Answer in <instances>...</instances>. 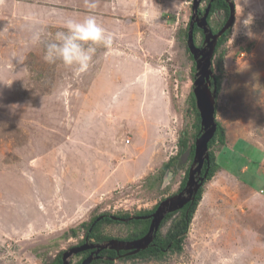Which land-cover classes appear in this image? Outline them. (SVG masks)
Returning a JSON list of instances; mask_svg holds the SVG:
<instances>
[{
  "label": "rangeland",
  "instance_id": "rangeland-1",
  "mask_svg": "<svg viewBox=\"0 0 264 264\" xmlns=\"http://www.w3.org/2000/svg\"><path fill=\"white\" fill-rule=\"evenodd\" d=\"M78 1L0 0V264L53 263L61 251L83 240L95 215L153 209L175 194L192 162L187 153H179V141L183 137L188 145L195 143L197 131L192 97L196 65L184 35L194 0ZM234 2L236 21L213 65L222 76L216 118L226 138L217 139L210 150L221 164V156L241 140L236 151L242 166L243 151L251 149L242 139L264 148V133L258 136L264 128V0ZM89 15L113 35V43L97 46L90 67L79 76L59 62H45L43 43L30 42L33 31L51 40L67 19ZM224 19V9L217 10L210 23L219 27ZM148 136L159 148L157 163L143 166L146 161L141 160L117 169L118 178H140L104 192V175L96 177L92 172L98 170H90L95 159L103 160L114 142L118 149L109 156L114 167L131 155L123 144L143 138V151L149 154ZM175 156L162 183L147 178L158 176L160 162ZM82 174L87 182L96 181L85 185ZM210 182L183 253L162 261L120 258L114 264H219L233 253L238 254L235 264H248L252 258L253 264H264V241L241 250L238 228L250 211L236 199L238 179L224 177L222 190L211 188ZM256 186L264 187V178ZM134 225L105 223L104 235L123 236ZM79 258L74 255L71 264Z\"/></svg>",
  "mask_w": 264,
  "mask_h": 264
},
{
  "label": "water",
  "instance_id": "water-1",
  "mask_svg": "<svg viewBox=\"0 0 264 264\" xmlns=\"http://www.w3.org/2000/svg\"><path fill=\"white\" fill-rule=\"evenodd\" d=\"M202 0H194V14L191 19L190 28L188 31V45L196 62V73L194 79V95L196 106L200 114V130L201 134L195 140V149L193 162L191 164L188 180L185 187L179 192L161 201L156 210L150 215L152 217L151 225L148 232L131 241L110 240L99 244H83L78 247H72L66 250L62 255L63 264H70V259L74 254H78L88 249H95L99 252L105 249L129 251L128 254H136L139 251L146 249L154 240L157 231L162 223V220L169 212H175L182 209L189 202L195 200V196L199 189L203 186L208 169L201 175L202 169L206 162L210 160L209 143L215 137L218 128L217 113V77L213 68V56L217 45L218 38L236 21V4L233 0H226L230 7V17L224 27L217 33H213L209 27L208 16L211 10L212 1L206 8L203 16L199 15V5ZM195 24L201 27L205 32V43L203 47H199L195 43L194 28ZM224 61L220 62V69H223ZM112 218L117 219L112 215ZM128 220V219H127ZM98 257V256H97ZM93 256L85 258L81 264H91ZM96 259V258H95Z\"/></svg>",
  "mask_w": 264,
  "mask_h": 264
},
{
  "label": "crops",
  "instance_id": "crops-1",
  "mask_svg": "<svg viewBox=\"0 0 264 264\" xmlns=\"http://www.w3.org/2000/svg\"><path fill=\"white\" fill-rule=\"evenodd\" d=\"M82 1L83 0L78 1V4H81ZM241 129L242 127H240V137L241 136L243 137L245 133H243ZM259 132H262V133H259L258 136L262 137L264 133V128L260 129ZM242 133L243 135H241ZM150 137H153V136L150 135ZM150 137L148 136L149 140L147 141L150 145L146 142L148 146L150 147L149 154H146L145 151H143L146 138H143V139L138 138L139 140L135 141L136 143L130 146H128V144H125V145L123 144V148L125 150H130L131 155L127 158L122 159L119 163L121 164L120 166L119 164H117L114 167H112V161L110 160V158L112 157L113 151L116 150L117 146H116V143L111 142L110 147L112 146V148L108 147V150H105L108 152L109 155L106 154L103 160L100 158L95 159V162L92 164L94 166L92 165H91L92 167L89 166L90 170L93 168L98 170L97 174H94L92 172V175H95L96 177H98L101 174L104 175V179L102 180V185L100 184L101 186L104 187L103 189L104 192L108 194V192L111 191L112 189L117 188V187H122L126 185L127 183L134 181L136 178L138 177L140 178V176H137L136 174L134 175L131 174L130 176L118 178L116 174L120 172L116 171L117 169L119 170L128 169L126 167L127 164L135 165L137 163H141L142 162L141 160L146 161V162H143V164H141L143 166L148 164L147 161H150L151 163L153 162L152 164L157 163V161L159 160L158 159L159 158V148L155 145H152L153 141L150 139ZM113 138L114 136L111 139ZM240 141H236L235 147H233L230 152L229 151L226 152L224 156H221L222 161H221L220 167L216 171L213 178L210 180L211 182L209 186L216 190H222V187H223L222 180L224 177H227V178L232 177V178L238 179V183L236 187H237L238 193L240 190V198L236 197V199L238 200V202L246 203L250 211L248 213L249 214L248 219L246 218V216L241 217L240 228H238L240 230V235H241L240 237L241 250L245 252V249L249 245L255 246L264 241V239L263 240L261 239V237L264 236V187L256 186L257 181L260 180L261 178H264V174L257 173L258 170L264 173V166H263L264 157L261 160L264 148L262 150V147L258 143L252 142L251 144L249 140L247 141V140L242 139V141H244L246 145L251 146V149L250 151L249 150L243 151L242 155H244L245 157L244 159L245 164L241 166L240 159H238V157L240 156V152L236 151V148L238 144L240 143ZM106 142L109 143V141L107 140ZM145 148L146 150H148V147H145ZM85 161H88V160H85ZM163 162L164 161L160 162L161 166L163 165ZM70 165L74 166V161H72ZM137 169L134 170V173L137 171ZM236 175L238 176L242 175V177H245L246 180L245 181L240 180V177H237ZM247 175H249V177H247ZM83 178L86 181V182L84 181L85 185H87L90 182L96 181V180H92L90 182H87L88 180L82 174V180ZM78 185L85 189V187L80 182L78 183ZM246 211L248 210H246L245 208H240V212L243 213ZM242 219H244L245 221H243ZM253 263H254V258L250 259L248 262V264H253Z\"/></svg>",
  "mask_w": 264,
  "mask_h": 264
},
{
  "label": "trees",
  "instance_id": "trees-1",
  "mask_svg": "<svg viewBox=\"0 0 264 264\" xmlns=\"http://www.w3.org/2000/svg\"><path fill=\"white\" fill-rule=\"evenodd\" d=\"M228 8V4L224 0H215L213 2V7L212 11H214L217 8ZM197 30V28L195 29ZM184 35L187 38L188 34V28L184 31ZM231 32V29L227 30L223 36L220 39V42L218 44L217 50L220 48L223 42L226 41L227 37L229 36ZM221 88V77L218 78V91H220ZM192 97L194 99V104L196 108V114H197V131L195 133V138L198 137L201 134L200 130V114L197 109L196 103H195V95L194 92L192 91ZM225 127L218 121V128L216 131L215 137L210 141L209 143V148L213 146V143L216 142L217 139L221 142H225ZM218 141V140H217ZM180 151L182 153H188L189 157L192 158L194 155V149H195V143L188 145V142L185 138L181 137L180 139ZM178 153V154H179ZM176 161V156L172 157L169 161L165 162L162 167L159 169V175L155 176L153 174L149 175L147 178L149 180H155L157 179L158 182L162 183V180L166 173H168L175 165ZM210 161L211 165L209 167L207 176L205 178L204 184L207 183V181L211 180L213 176L215 175L216 171L220 167V164H218L217 158L215 156V153H213L210 150ZM177 167V166H176ZM189 171V167H188ZM187 178V177H186ZM186 180L183 181L181 184V188L183 189L185 185ZM205 185H203L199 191L197 192L195 196V200L193 202H189L185 207L182 209L175 211V212H169L164 219L162 220L161 226L154 238V240L149 244V246L146 249H143L139 251L136 254L133 255H128L127 257H122L121 259H133V258H140L142 260H157V261H162L166 258V256L170 254H181L183 253L184 249V242L189 234L190 230V225L193 221V218L195 216V212L198 208V205L200 204L204 190H205ZM158 204L153 208V209H147V210H142L138 212L139 214L143 215L144 213H151L155 211L157 208ZM105 216L101 220H96L97 217H93L91 222L89 223L87 230H86V236L89 237L90 239L92 237L96 238L98 241H102L104 238H109V236L104 235L103 231V226L105 223H113L116 221L115 219H112V216H109L110 214L104 213ZM123 215H128V213H125ZM98 221V222H97ZM143 220H138L139 226H137L138 230H134L132 234L136 236H142L148 231V224L149 221L146 220L147 225H143L141 223ZM171 222L168 230L166 233H163V227ZM113 252V251H111ZM61 255L56 258L55 261L51 264H58V262H61ZM115 255V254H114ZM115 259H99L97 261H94L92 264H114Z\"/></svg>",
  "mask_w": 264,
  "mask_h": 264
},
{
  "label": "clouds",
  "instance_id": "clouds-1",
  "mask_svg": "<svg viewBox=\"0 0 264 264\" xmlns=\"http://www.w3.org/2000/svg\"><path fill=\"white\" fill-rule=\"evenodd\" d=\"M92 6L94 7V5ZM30 42L33 45L43 43L45 48L43 59L45 62L49 64L59 62L64 67L71 69L75 76H79L90 67L97 46L111 47L113 35L106 32L95 16L89 15L81 20L67 19L64 23V30L57 32L51 40L45 41L41 31H33ZM205 184L203 183V185ZM61 252L64 253L65 251ZM237 256V253H233L231 257H222L219 264H235Z\"/></svg>",
  "mask_w": 264,
  "mask_h": 264
},
{
  "label": "flooded vegetation",
  "instance_id": "flooded-vegetation-1",
  "mask_svg": "<svg viewBox=\"0 0 264 264\" xmlns=\"http://www.w3.org/2000/svg\"><path fill=\"white\" fill-rule=\"evenodd\" d=\"M203 1H205V0H202L201 1V3H200V5H199V9H198V11H199V15L200 16H203L204 15V13H205V11H206V8H207V6L209 5V3L211 2V0H208V2H207V4H206V6H204V7H201V5H202V3H203ZM224 1H226V0H224ZM213 2H214V0L212 1V6H211V10H210V13H209V16H208V21H209V27L211 28V30H212V32L213 33H217V32H219L223 27H224V25L226 24V22H227V20H228V18L230 17V7H229V4H228V2L226 1V3L228 4V8L227 9H225V8H223V7H221V8H217V9H215L214 11H212V7H213ZM192 15H191V18H190V22L188 23V31H189V28H190V23H191V19H192V16H193V14H194V10H193V3H192ZM222 9H224V11H225V19L224 20H222V24L218 27V26H215V25H212L211 23H210V21H211V18H212V16H213V14L214 13H216V11L217 10H222ZM232 27V26H231ZM231 27L230 28H228L227 30H229V29H231ZM197 28V30H195ZM226 30V31H227ZM225 31V32H226ZM224 32V33H225ZM223 33V34H224ZM223 34L218 38V41H217V45H216V49H215V53L217 52V48H218V44H219V42H220V39H221V37L223 36ZM198 35H200V40L198 41L197 40V36ZM205 32H204V30L201 28V27H199L197 24H195V28H194V38H195V43H196V45L197 46H199V47H203L204 45H206V43H205ZM186 40H187V49H188V51H189V56H190V58L194 61V64L196 65V62H195V59H194V56H193V54H192V52H191V49H190V47H189V45H188V34H187V38H186ZM223 44V43H222ZM214 58H215V54H214V56H213V65H214ZM223 61V60H222ZM221 62V61H220ZM224 66V65H223ZM225 67V66H224ZM224 67H223V69H224ZM213 68H214V66H213ZM219 69H220V64H219ZM222 69V70H223ZM221 70V69H220ZM215 72V71H214ZM196 73V72H195ZM216 77H217V80H218V78L219 77H221L222 78V76H220L219 74H216ZM194 79H195V76H194ZM222 81V80H221ZM221 84H222V82H221ZM217 88H218V82H217ZM220 90H221V88H220ZM220 93V91H218V94ZM217 99H218V97H217ZM217 108H218V105H217ZM197 138V137H196ZM217 142V141H216ZM216 155V154H215ZM192 159H193V157H192ZM191 164H192V162L190 163V165H189V168L191 167ZM210 165H211V161L209 160V167H210ZM209 167H208V162H206L205 163V165H204V167H203V169H202V172H201V175H204V173L206 172V170L208 169L209 170ZM188 174H189V171H188V167H187V169H186V171H185V176H184V178H183V180H182V182H181V184L183 183V181L184 180H186V182H187V178H188ZM187 177V178H186ZM186 182H185V185H186ZM181 184H180V187H179V190L176 192V193H179L182 189H180L181 188ZM185 185H184V187H185ZM183 187V188H184ZM175 193V194H176ZM170 196H172V195H170ZM170 196H168V197H170ZM167 198V197H166ZM160 203V202H159ZM185 207V206H184ZM154 212V211H153ZM153 212H151V213H144L143 215H141V214H139L138 212L137 213H128V215H123V213L121 212V213H117V214H110V213H108V214H110L109 216H112V215H114V216H116L117 217V219H115L116 220V222H124V223H135V225L133 226L134 227V229H132L131 230V232L130 233H127L126 235H123V236H109V238H104L102 241H98L96 238H94V237H92L91 239L89 238V237H87L86 236V233H85V235H84V237H83V240L82 241H80L78 244H76V245H74V246H72V247H78V246H81V245H83V244H88V245H91V244H99V243H103V242H106V241H110V240H119V241H131V240H136V239H138V238H140V237H142V236H144V235H142V236H136V235H134V234H132L133 233V231L134 230H138V228H137V226H139V222H137L138 220H143V221H141V223L143 224V225H147V222H146V220H148L149 221V224H148V226L150 227V225H151V221H152V217H150V215L153 213ZM96 217H97V219L96 220H101V219H103L104 218V216H105V214L103 213V214H97V215H95ZM94 216V217H95ZM112 219H114V218H112ZM128 219V220H127ZM98 222V221H97ZM108 223V222H107ZM161 226V225H160ZM160 228V227H159ZM148 230H149V228H148ZM158 232V231H157ZM157 234V233H156ZM72 247H70V248H72ZM69 248V249H70ZM111 251H113V252H111ZM128 252L129 251H127V250H121L119 253L118 252H116V250H112V249H105V250H101V251H99L98 253L97 252H95V249H88V250H85V251H83V252H80V253H78V254H76L77 256H79L80 258H79V260L78 261H76L75 262V264H81L82 262H83V260L85 259V258H87V257H89L90 255H92L93 256V262L92 263H94V261H97V260H99V259H102V260H105V259H120V258H122V257H127L128 255H131V254H128ZM62 254H63V252H62ZM115 254V255H114ZM98 256V257H97ZM96 258V259H95ZM61 262H62V264H63V261H62V255H61Z\"/></svg>",
  "mask_w": 264,
  "mask_h": 264
},
{
  "label": "built area",
  "instance_id": "built-area-1",
  "mask_svg": "<svg viewBox=\"0 0 264 264\" xmlns=\"http://www.w3.org/2000/svg\"><path fill=\"white\" fill-rule=\"evenodd\" d=\"M130 141V139H127V142H129Z\"/></svg>",
  "mask_w": 264,
  "mask_h": 264
}]
</instances>
